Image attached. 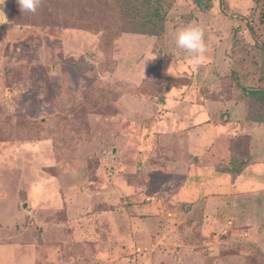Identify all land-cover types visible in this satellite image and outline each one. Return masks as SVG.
I'll return each mask as SVG.
<instances>
[{"label":"rangeland","instance_id":"rangeland-1","mask_svg":"<svg viewBox=\"0 0 264 264\" xmlns=\"http://www.w3.org/2000/svg\"><path fill=\"white\" fill-rule=\"evenodd\" d=\"M93 1L96 24L42 27L0 0V264H264L263 109L230 78L264 88L260 8L166 0L150 35L142 5ZM188 25L199 67L175 45Z\"/></svg>","mask_w":264,"mask_h":264},{"label":"trees","instance_id":"trees-1","mask_svg":"<svg viewBox=\"0 0 264 264\" xmlns=\"http://www.w3.org/2000/svg\"><path fill=\"white\" fill-rule=\"evenodd\" d=\"M119 4H123L125 9L130 10L132 12V18H135V16L139 13L135 11V8L137 5L143 6L145 8L146 12H144V15H142V18L144 22L139 24L138 29L132 28L133 32L137 33H145L150 35H157L160 33V31L163 28L164 21H165V12L163 10V7H165L164 2L166 0H114V2H117ZM198 1V0H197ZM256 6L260 8L262 17L264 18V0H252ZM200 4V2H199ZM97 4L93 0H42V3L40 7L37 9V11L33 13H22L19 9V5L17 4L16 0H13L12 8L10 11V14L8 16L9 21H12L17 24H37L41 25L42 27L46 26H63V27H70L74 26L75 24H78L79 22H83V24H89L92 26L93 24H96L99 19L94 18L93 15L98 14L96 7ZM90 12V16H89ZM120 29H118L120 32H127L126 29H124V26L118 25ZM122 26V27H121ZM104 28V27H103ZM105 29V28H104ZM106 30V29H105ZM110 33H112V30H109ZM263 49V62H264V44L261 46ZM160 69V68H159ZM152 69L147 71V78L150 77ZM231 77L233 80L236 81L235 85L237 89L241 90L245 96L250 101H254L255 103H259L261 108L263 109V113H260V117H258L259 121L261 123H264V88L263 87H245L243 82H247L246 80L239 81L234 77L235 75L233 72H231ZM157 78V77H156ZM177 77H170L163 74H160L158 79H154L153 83L157 85L156 83H163L166 82L167 86L165 87L166 90H170L172 88H177V86H181L182 88H187L191 81L186 80L185 82H180L176 84L175 80ZM189 79V78H188ZM248 80L249 83H251L254 79L252 76H250ZM159 80V82H158ZM173 81V84H172ZM243 81V82H242ZM240 82V83H239ZM152 83V84H153ZM160 83V84H161ZM235 86V87H236ZM159 97V102L165 101V96L160 93L157 94ZM244 101H246L244 99ZM248 101V102H249ZM249 107V103H247V108ZM249 110V108H248ZM248 112V111H247ZM243 158V159H242ZM252 156L251 153L245 157H239L230 160V166L228 167H217V171L222 173H227L230 176L239 177L242 175L244 170L254 164H252ZM215 166V165H214ZM153 201V202H152ZM150 200L148 198L147 202H150V204L156 206L159 208L162 206L160 202L157 204L156 200Z\"/></svg>","mask_w":264,"mask_h":264},{"label":"clouds","instance_id":"clouds-1","mask_svg":"<svg viewBox=\"0 0 264 264\" xmlns=\"http://www.w3.org/2000/svg\"><path fill=\"white\" fill-rule=\"evenodd\" d=\"M19 9L22 13H35L40 7L42 0H16ZM4 3V0H3ZM3 21L6 22V17L3 11ZM204 28L200 25H188L179 29L175 36V45L183 50L189 57L193 67H199L205 62L209 52V45L205 41Z\"/></svg>","mask_w":264,"mask_h":264},{"label":"built area","instance_id":"built-area-1","mask_svg":"<svg viewBox=\"0 0 264 264\" xmlns=\"http://www.w3.org/2000/svg\"><path fill=\"white\" fill-rule=\"evenodd\" d=\"M151 199V198H150ZM168 214H170V213H168Z\"/></svg>","mask_w":264,"mask_h":264},{"label":"crops","instance_id":"crops-1","mask_svg":"<svg viewBox=\"0 0 264 264\" xmlns=\"http://www.w3.org/2000/svg\"><path fill=\"white\" fill-rule=\"evenodd\" d=\"M187 210H189V209H187Z\"/></svg>","mask_w":264,"mask_h":264}]
</instances>
